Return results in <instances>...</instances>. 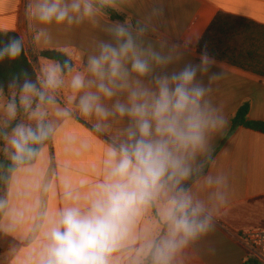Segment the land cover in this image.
<instances>
[{"label": "crops", "instance_id": "crops-1", "mask_svg": "<svg viewBox=\"0 0 264 264\" xmlns=\"http://www.w3.org/2000/svg\"><path fill=\"white\" fill-rule=\"evenodd\" d=\"M33 0H0V33L20 36L38 75L46 64L43 51L66 53L74 71H83L88 57L101 41L111 39L108 29H143L141 39L172 62L158 70L168 74L186 65L199 67L197 81L207 89L205 99L223 125L210 133L207 149L189 161L191 173L179 188L202 201L212 214L209 230L189 241L173 264H244L249 257L240 241L250 229L264 228V134L238 127L232 119L249 104V121L264 122V77L202 53L199 44L220 13L264 26V0H115L114 7L101 8L94 19L79 23L42 24L28 11ZM207 58V63L203 62ZM71 74L55 96L49 111L55 129L51 141L29 164L12 170L0 200V264H38L47 244V232L65 207H86L104 180L105 153L110 143L122 138L128 121L111 118L106 132H96L95 117L83 118L78 94L68 86ZM0 93V103L7 98ZM114 101L107 102L111 108ZM55 108L70 115L58 119ZM221 179L222 184L207 183ZM219 191L223 202L213 194ZM79 197L78 200L70 197ZM164 201L146 207L136 218L126 238L112 253V264H152L150 242L167 233L161 212Z\"/></svg>", "mask_w": 264, "mask_h": 264}, {"label": "clouds", "instance_id": "clouds-1", "mask_svg": "<svg viewBox=\"0 0 264 264\" xmlns=\"http://www.w3.org/2000/svg\"><path fill=\"white\" fill-rule=\"evenodd\" d=\"M115 0H33L29 14L42 24L79 23L92 20ZM111 39L101 41L90 55L83 71L71 74L68 86L78 94L79 114L95 117L96 132H106L111 118L126 119L122 138H116L105 153L106 176L86 207H65L47 232V244L38 264H112L111 256L128 235L142 211L164 201L162 222L166 235L150 242L152 264H173L189 241L207 232L212 214L206 205L179 188L191 173L189 161L207 149L210 133L223 125L205 99L207 89L197 81L198 66L186 65L179 72L163 71L172 62L141 39L143 29L134 33L115 25L108 29ZM19 40L0 51V58L21 54ZM207 63V58L203 57ZM65 71L58 63L41 68L37 83L25 81L20 89L19 106L34 123H18L4 132L5 152L14 164L37 157L54 134L49 109L55 94L65 84ZM114 101L111 108L107 102ZM35 104V106H33ZM58 119L69 110L55 108ZM17 117L15 97L5 106V126ZM207 183L222 184L221 179ZM223 202V195L213 194ZM78 200L79 197H70Z\"/></svg>", "mask_w": 264, "mask_h": 264}, {"label": "trees", "instance_id": "trees-1", "mask_svg": "<svg viewBox=\"0 0 264 264\" xmlns=\"http://www.w3.org/2000/svg\"><path fill=\"white\" fill-rule=\"evenodd\" d=\"M19 40L22 45L21 54L12 59L5 55L0 58V93L11 101V94L16 95V102L20 95V89L24 82L37 83L38 75L34 65L30 63L24 44L16 33H0V51L5 49L12 41ZM199 49L220 61H226L231 65L251 71L264 77V26L254 22L236 18L220 13L215 17L208 30L200 41ZM40 57L58 63L64 68L65 75L69 74L65 65L74 68L73 61L61 51H43ZM37 87L39 84L37 83ZM250 106L244 104L232 119V131L238 127H244L264 134V122L249 121ZM51 138L42 146L49 143ZM36 157L26 160L22 164L32 163ZM20 164V165H22ZM16 165L11 161L0 160V190L4 189L9 175ZM2 195H0V200ZM244 264H262L257 259L249 256Z\"/></svg>", "mask_w": 264, "mask_h": 264}, {"label": "rangeland", "instance_id": "rangeland-1", "mask_svg": "<svg viewBox=\"0 0 264 264\" xmlns=\"http://www.w3.org/2000/svg\"><path fill=\"white\" fill-rule=\"evenodd\" d=\"M2 97L7 98V103L10 102L9 98L6 97L5 95L2 94ZM2 97H1V99L3 100ZM10 97H11V99H13V97H15V100H16V95L15 94H11ZM16 103H17V117H16V119L14 121H12L7 126H5V106L7 104L6 103H4V104L0 103V160H1V158H5L6 160L11 161V162H12L11 153L10 152H5L6 142L2 138V134L4 132L10 133L11 129L13 127H15L16 124H18V123H25V124L34 123V122L28 120L27 115L24 113L23 109L20 108V106H19V97H18V102H16ZM33 106H35V104ZM1 194H2V190H0V195Z\"/></svg>", "mask_w": 264, "mask_h": 264}, {"label": "built area", "instance_id": "built-area-1", "mask_svg": "<svg viewBox=\"0 0 264 264\" xmlns=\"http://www.w3.org/2000/svg\"><path fill=\"white\" fill-rule=\"evenodd\" d=\"M38 77H40V75H38ZM58 92L59 90L56 92L55 96L58 95ZM240 241L247 248L249 256L264 264V228L244 231L240 236Z\"/></svg>", "mask_w": 264, "mask_h": 264}]
</instances>
